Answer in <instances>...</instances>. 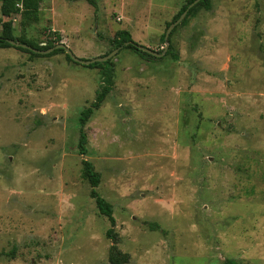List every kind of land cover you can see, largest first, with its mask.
Masks as SVG:
<instances>
[{
    "label": "rangeland",
    "instance_id": "obj_1",
    "mask_svg": "<svg viewBox=\"0 0 264 264\" xmlns=\"http://www.w3.org/2000/svg\"><path fill=\"white\" fill-rule=\"evenodd\" d=\"M93 1L45 0L29 25L17 4L0 19L40 45L56 31L89 60L116 49L118 30L161 52L187 2ZM169 36L162 56L121 46L100 67L0 48V264H110L83 158L128 264H264V0H211ZM107 73L81 155L80 113Z\"/></svg>",
    "mask_w": 264,
    "mask_h": 264
},
{
    "label": "trees",
    "instance_id": "obj_2",
    "mask_svg": "<svg viewBox=\"0 0 264 264\" xmlns=\"http://www.w3.org/2000/svg\"><path fill=\"white\" fill-rule=\"evenodd\" d=\"M45 0H0V12L5 17H10L15 10L17 9V4H20V7L23 9V15L25 19V23L27 25L31 24L34 20L37 21L39 18V8L41 3ZM91 3H93V0H89ZM194 0H187V2L181 7V9L178 11V13L174 16V19H177L180 14L188 7V5ZM211 7V0H199L197 3H195L192 7H190L186 15L189 16L196 12L200 8L209 9ZM1 24V31H0V48H7V47H15L19 50L28 52L31 56H50L59 52H63L66 54V57L70 60V56L64 51L63 48H56L52 50L50 53H40L38 51H34L30 48L23 47L21 45L16 46L9 42V40H15L22 44H27L28 46H31L32 48L38 49V50H44L48 47H51L57 43H60V35L58 32L53 31L55 35V41H48L49 43L47 45H40L36 43L35 41H32L28 38H18L14 35V30L12 26V21L10 18L8 20L2 21L0 19ZM164 35L161 36V41L164 42ZM168 40H170V36H168ZM112 43L115 48L123 47V48H129L132 51H134L136 54L140 55L144 59H153L155 56L143 51L138 47V44L133 41L131 38V35L126 30H118L115 33V36L112 39ZM171 56L173 58H176V54L170 52ZM104 62H109V60L102 61V62H93L88 65V67H100ZM112 69H109L108 71L111 72ZM112 78L109 73L104 75L103 84L100 88V90L97 92L96 97L94 101L86 108H84L79 117L80 122V128H79V138H78V152L81 155H84L87 153V135L84 130V125L86 124L87 120L93 113L94 109L98 108L102 101L105 99L106 95L109 93V91L112 88ZM82 167V176L86 178L90 184V192L89 195L91 198L94 199L95 205L98 209V211L107 217L110 228L106 230V236L110 239H112V244L109 247L108 250V261L110 264H128L129 262V255L126 252L121 251L118 246V240L116 238V235L113 233V226L115 225V219L113 216V209L111 204L103 198L96 190V187L98 186L100 182V175L99 173L94 169V166L92 162L88 159L83 158L81 161ZM225 264H237L236 260L232 258L225 259Z\"/></svg>",
    "mask_w": 264,
    "mask_h": 264
},
{
    "label": "water",
    "instance_id": "obj_3",
    "mask_svg": "<svg viewBox=\"0 0 264 264\" xmlns=\"http://www.w3.org/2000/svg\"><path fill=\"white\" fill-rule=\"evenodd\" d=\"M199 0H194V1H192L189 5H188V7L180 14V16L174 21V22H172L169 26H168V28H167V30H166V32H165V35H164V42H165V45H164V47H163V49H162V51L161 52H157V51H154V50H151V49H148V48H145V47H143V46H141V45H139L138 44V47L140 48V49H142L143 51H145V52H147V53H149V54H151V55H153V56H155V57H159V56H162L166 51H167V49H168V36H169V32H170V30H171V28L175 25V24H177L178 22H180V20L185 16V14H186V12H187V10L190 8V7H192L195 3H197ZM9 42L11 43V44H13V45H16V46H19V45H21V46H23V47H27V48H30V49H32V50H34V51H38V52H40V53H49V52H51L52 50H54V49H56V48H63L64 49V51L70 56V58L72 59V60H74V61H76V62H79V63H81V64H85V65H88V64H91V63H93V62H102V61H106V60H108L109 58H111L113 55H114V53L118 50V48H116V49H114L113 50V52H111V53H109V54H107V55H104V56H102V57H98V58H94V59H89V60H83V59H79V58H77L73 53H72V51L64 44V43H62V42H60V43H57V44H55V45H53V46H51V47H48L47 49H44V50H38V49H35V48H32L31 46H28L27 44H22V43H20V42H18V41H15V40H9Z\"/></svg>",
    "mask_w": 264,
    "mask_h": 264
}]
</instances>
